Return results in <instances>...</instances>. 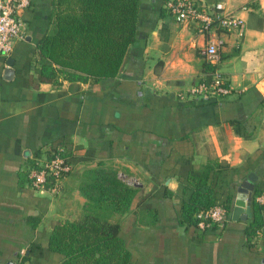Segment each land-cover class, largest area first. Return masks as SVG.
Returning <instances> with one entry per match:
<instances>
[{
	"label": "crops",
	"instance_id": "crops-1",
	"mask_svg": "<svg viewBox=\"0 0 264 264\" xmlns=\"http://www.w3.org/2000/svg\"><path fill=\"white\" fill-rule=\"evenodd\" d=\"M55 1L30 0L20 12L24 36L0 53V264H63L48 246L52 224L80 215V171L98 161L138 187L118 229L132 264H264V224L248 237L252 208L245 220L231 217L235 188L249 172L264 205V0H220L246 27L241 37L224 35L215 66L232 90L212 101L178 98L208 61L204 35L169 14L166 0H141L135 39L113 78L39 79L37 43L53 26ZM62 140L73 169L58 191L33 188L24 178L29 162ZM207 161L228 164L214 166L208 181L216 202L231 207L223 227L201 229L183 219L182 204L189 172ZM32 244L40 253L30 254Z\"/></svg>",
	"mask_w": 264,
	"mask_h": 264
},
{
	"label": "trees",
	"instance_id": "trees-1",
	"mask_svg": "<svg viewBox=\"0 0 264 264\" xmlns=\"http://www.w3.org/2000/svg\"><path fill=\"white\" fill-rule=\"evenodd\" d=\"M141 0H56L53 26L37 43L36 67L39 79L60 85L63 80H109L121 69L126 52L136 36ZM216 68L207 62L204 77L208 80ZM225 96L194 97L204 101ZM193 98H190V100ZM181 100V99H180ZM189 100V99H186ZM69 154L67 141L57 142ZM35 157L30 167L38 166ZM214 166H228L222 162H209L194 166L189 172L191 195L182 204L183 219L197 223L196 213L218 203L208 181ZM30 169V168H29ZM27 169L24 172L28 180ZM85 201L80 215L74 219L56 220L48 238L51 250L63 255V264H132L130 252L118 234L120 217L132 207L138 187L127 183L118 170L98 161L80 171L78 184ZM253 191L252 215L244 231L248 237L263 227V202ZM227 212L230 202H221ZM40 253V246L32 244L30 254ZM23 255L22 259H27Z\"/></svg>",
	"mask_w": 264,
	"mask_h": 264
},
{
	"label": "built area",
	"instance_id": "built-area-1",
	"mask_svg": "<svg viewBox=\"0 0 264 264\" xmlns=\"http://www.w3.org/2000/svg\"><path fill=\"white\" fill-rule=\"evenodd\" d=\"M30 0H0V53L7 56L11 53L14 41L22 38L25 22L20 16L22 9ZM167 12L181 23H194L197 30L205 37L202 48L206 60L216 65L220 60L221 50L225 44V34L235 33L241 37L245 31V21L234 12L225 9L223 1L217 0L212 6L200 4L195 0H166ZM231 85L222 72L214 69L208 80H200L185 91L179 92L178 98L186 100L194 97H209L229 94ZM64 148L58 145L38 166H32L28 172L30 185L35 189L48 188L58 191L61 179L73 169V164ZM258 195L259 200H263ZM197 226L205 229L210 226L223 227L228 220L226 209L219 203L196 213Z\"/></svg>",
	"mask_w": 264,
	"mask_h": 264
},
{
	"label": "water",
	"instance_id": "water-1",
	"mask_svg": "<svg viewBox=\"0 0 264 264\" xmlns=\"http://www.w3.org/2000/svg\"><path fill=\"white\" fill-rule=\"evenodd\" d=\"M11 65V59L7 60ZM10 68H6V72H11ZM256 176L253 172H249L244 180H242L235 188V193L232 199L231 217L235 220L247 219L251 213V202L253 199V182ZM9 264H12L10 262Z\"/></svg>",
	"mask_w": 264,
	"mask_h": 264
}]
</instances>
